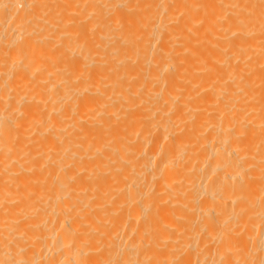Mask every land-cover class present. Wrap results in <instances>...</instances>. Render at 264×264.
I'll return each instance as SVG.
<instances>
[{
	"label": "bare ground",
	"instance_id": "bare-ground-1",
	"mask_svg": "<svg viewBox=\"0 0 264 264\" xmlns=\"http://www.w3.org/2000/svg\"><path fill=\"white\" fill-rule=\"evenodd\" d=\"M0 264H264V0H0Z\"/></svg>",
	"mask_w": 264,
	"mask_h": 264
}]
</instances>
